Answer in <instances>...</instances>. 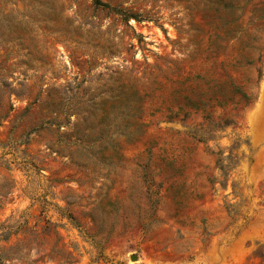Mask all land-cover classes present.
Masks as SVG:
<instances>
[{
  "label": "rangeland",
  "instance_id": "rangeland-1",
  "mask_svg": "<svg viewBox=\"0 0 264 264\" xmlns=\"http://www.w3.org/2000/svg\"><path fill=\"white\" fill-rule=\"evenodd\" d=\"M0 264H264V0H0Z\"/></svg>",
  "mask_w": 264,
  "mask_h": 264
}]
</instances>
